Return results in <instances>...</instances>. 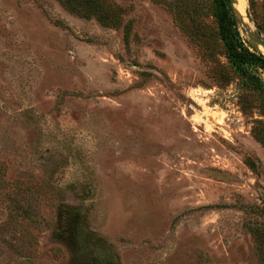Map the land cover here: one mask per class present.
Returning <instances> with one entry per match:
<instances>
[{"label":"rangeland","instance_id":"obj_1","mask_svg":"<svg viewBox=\"0 0 264 264\" xmlns=\"http://www.w3.org/2000/svg\"><path fill=\"white\" fill-rule=\"evenodd\" d=\"M68 1L0 0V264H264V71L215 0Z\"/></svg>","mask_w":264,"mask_h":264},{"label":"trees","instance_id":"obj_2","mask_svg":"<svg viewBox=\"0 0 264 264\" xmlns=\"http://www.w3.org/2000/svg\"><path fill=\"white\" fill-rule=\"evenodd\" d=\"M60 1L69 11L77 12L70 1ZM213 15L219 40L229 62L238 70L244 65H255L264 71V56L240 37L238 22L229 0H215ZM257 140L264 146L263 137L257 136Z\"/></svg>","mask_w":264,"mask_h":264},{"label":"water","instance_id":"obj_3","mask_svg":"<svg viewBox=\"0 0 264 264\" xmlns=\"http://www.w3.org/2000/svg\"><path fill=\"white\" fill-rule=\"evenodd\" d=\"M229 2H230V5H231V7L233 9V12H234V14L236 16V19H237V22H238V25H239L242 22L241 16L233 7L234 6V0H229ZM248 37H249L250 41L252 42V44L254 46L264 50V40H263V38H261L258 35L252 34V33H249Z\"/></svg>","mask_w":264,"mask_h":264},{"label":"bare ground","instance_id":"obj_4","mask_svg":"<svg viewBox=\"0 0 264 264\" xmlns=\"http://www.w3.org/2000/svg\"><path fill=\"white\" fill-rule=\"evenodd\" d=\"M234 9L239 13L243 14L244 11V0H234ZM264 53V51H262Z\"/></svg>","mask_w":264,"mask_h":264}]
</instances>
